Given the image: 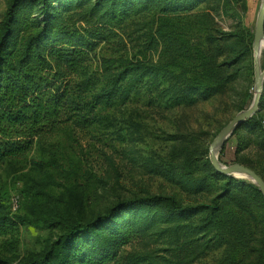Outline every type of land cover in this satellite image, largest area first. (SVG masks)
Masks as SVG:
<instances>
[{
    "label": "rangeland",
    "instance_id": "374dc122",
    "mask_svg": "<svg viewBox=\"0 0 264 264\" xmlns=\"http://www.w3.org/2000/svg\"><path fill=\"white\" fill-rule=\"evenodd\" d=\"M43 2L0 0V38L17 3L24 18L11 26L17 48L46 30L74 33L90 47L77 48L73 67L49 59L47 72L74 100L115 96L99 98L86 120L62 114L26 153L0 164V215L12 224L0 234V264H25L113 208L116 216L135 211L148 225L105 264H264V197L248 178L220 174L209 160L218 133L254 98L252 44L262 0ZM112 8L119 19H110ZM259 64L264 72L263 49ZM259 102L217 158L264 181V75ZM13 196L18 209L11 214ZM153 196L208 209H122Z\"/></svg>",
    "mask_w": 264,
    "mask_h": 264
},
{
    "label": "trees",
    "instance_id": "16d2710c",
    "mask_svg": "<svg viewBox=\"0 0 264 264\" xmlns=\"http://www.w3.org/2000/svg\"><path fill=\"white\" fill-rule=\"evenodd\" d=\"M17 13V3H12L0 38V164L26 153L36 137L57 127L62 114L69 113L76 122L86 120L93 115L99 98L110 102L115 96L114 91L97 92L89 101L83 102L79 97L74 100L69 88L62 90L60 79L47 72L49 59L58 58L73 67L79 59L77 48H89L90 44H84L83 39L74 33L55 29L31 37L22 48H17L15 31L11 26L24 23V18L19 20ZM120 16L118 10H110L111 20ZM56 22L57 18L51 17V25ZM121 94L126 99L129 88H124ZM165 204L177 214L194 215L201 209H208L198 206L184 208L172 198L159 196L134 199L121 205L124 209ZM3 209L0 201V212ZM116 210L113 208L83 226L72 228L42 255L25 264H105L111 261L148 225L137 220L135 211L116 216L113 214ZM11 225L8 214L0 215V234Z\"/></svg>",
    "mask_w": 264,
    "mask_h": 264
},
{
    "label": "water",
    "instance_id": "95a60500",
    "mask_svg": "<svg viewBox=\"0 0 264 264\" xmlns=\"http://www.w3.org/2000/svg\"><path fill=\"white\" fill-rule=\"evenodd\" d=\"M263 30L264 0H262L261 2L253 34L252 48L254 51V83L256 90L253 101L248 109L236 114L234 118L218 133L209 148V160L214 170L220 174L248 178V180L257 185L259 191L264 197V181L258 175H256L250 169L240 165L222 166L219 164L217 158L218 152L220 151L222 144L227 140V138L233 133L234 130L242 126L245 120L249 119L258 110L259 100L262 92V79L264 72L260 71L259 57L257 53L260 46H262L264 50Z\"/></svg>",
    "mask_w": 264,
    "mask_h": 264
},
{
    "label": "built area",
    "instance_id": "2783aa9c",
    "mask_svg": "<svg viewBox=\"0 0 264 264\" xmlns=\"http://www.w3.org/2000/svg\"><path fill=\"white\" fill-rule=\"evenodd\" d=\"M18 209V199L17 197L13 196L10 200V212L11 214H14Z\"/></svg>",
    "mask_w": 264,
    "mask_h": 264
},
{
    "label": "bare ground",
    "instance_id": "6f19581e",
    "mask_svg": "<svg viewBox=\"0 0 264 264\" xmlns=\"http://www.w3.org/2000/svg\"><path fill=\"white\" fill-rule=\"evenodd\" d=\"M262 49H263L262 46H260V47H259V50H258V53H257L259 58H260V56H261Z\"/></svg>",
    "mask_w": 264,
    "mask_h": 264
}]
</instances>
